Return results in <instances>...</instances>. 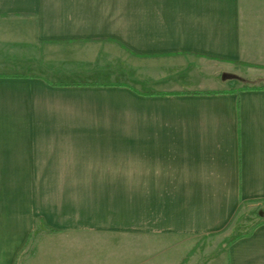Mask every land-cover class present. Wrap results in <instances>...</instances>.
I'll return each instance as SVG.
<instances>
[{"label": "crops", "instance_id": "0c3cea01", "mask_svg": "<svg viewBox=\"0 0 264 264\" xmlns=\"http://www.w3.org/2000/svg\"><path fill=\"white\" fill-rule=\"evenodd\" d=\"M75 39L100 41L51 43ZM198 56L234 60L235 81L210 87L229 72ZM79 77L97 84L51 83ZM263 201L264 0H0V264L40 218L146 247ZM227 264H264V223Z\"/></svg>", "mask_w": 264, "mask_h": 264}, {"label": "rangeland", "instance_id": "374dc122", "mask_svg": "<svg viewBox=\"0 0 264 264\" xmlns=\"http://www.w3.org/2000/svg\"><path fill=\"white\" fill-rule=\"evenodd\" d=\"M106 24H101V26ZM97 39L75 40H51V43H64L62 47L67 54H77L80 46L84 53H90L86 45ZM102 41H110L103 39ZM54 48V47H53ZM135 54V53H133ZM207 58L212 59L211 64L220 67L228 80L224 84L214 83L210 86L219 90L226 89L235 79L236 68L234 60L218 59L211 56H198L199 64H206ZM202 67V66H201ZM222 72V73H223ZM222 73L220 76H222ZM224 75V74H223ZM58 77L61 75H57ZM220 76H211L204 71L201 77L207 82L222 80ZM54 78V77H53ZM251 78V77H250ZM260 78V77H259ZM73 83L51 82L55 85H93L95 79L87 77L76 78ZM211 79V80H210ZM65 80V79H58ZM260 79H250L244 82L243 87H254L261 83ZM264 219V201L246 203L232 221V224L223 231L213 232L205 236H182V237H153L149 239L146 247L140 246L138 235H130L123 232H59L47 228H38L32 235L27 246L21 253L19 264H227L228 248L231 240L239 233L248 230L255 223ZM47 224V223H46ZM85 233V234H84ZM75 239L83 244L75 248ZM80 243V242H79ZM70 250L77 254L78 263L69 256Z\"/></svg>", "mask_w": 264, "mask_h": 264}, {"label": "trees", "instance_id": "16d2710c", "mask_svg": "<svg viewBox=\"0 0 264 264\" xmlns=\"http://www.w3.org/2000/svg\"><path fill=\"white\" fill-rule=\"evenodd\" d=\"M123 85V84H122ZM255 88H257V87H244V89H255ZM205 93H213L212 91H208V92H205ZM242 204L240 205V207L238 208V210H237V212L234 214V216L232 217V219L230 220V222L227 224V226L223 229V230H225V229H227L231 224H232V221L235 219V217L237 216V214L239 213V211L241 210V208H242ZM264 223V219L263 220H261V221H259V222H257V223H255L253 226H251L248 230H246V231H244V232H242V233H239V234H237L232 240H231V242L230 243H234L236 240H238V239H240V238H242V237H244V236H247V235H249V234H251L259 225H261V224H263ZM39 226H40V228H47V229H49V230H51V231H55L56 229H54V228H52V227H50V226H48L47 224H46V222H45V220L43 219V218H40L39 219ZM222 230V231H223Z\"/></svg>", "mask_w": 264, "mask_h": 264}]
</instances>
